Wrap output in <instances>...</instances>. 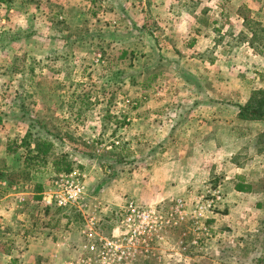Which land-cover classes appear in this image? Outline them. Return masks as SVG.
Here are the masks:
<instances>
[{
	"label": "rangeland",
	"instance_id": "374dc122",
	"mask_svg": "<svg viewBox=\"0 0 264 264\" xmlns=\"http://www.w3.org/2000/svg\"><path fill=\"white\" fill-rule=\"evenodd\" d=\"M261 1V5L248 4L250 9H234L230 0L0 3V144L17 150L22 136L29 129L35 132L32 126L38 123L61 140L54 157L71 164L66 173L83 176L82 204L90 200L93 190L106 189L105 195L109 194L84 215H73L72 227L82 245L71 264L85 256L80 230L88 214H98L99 232L106 236L115 230V214L126 201L166 211L179 199L143 204L133 199V189L146 190L149 170L163 162L165 153L170 160L179 149H189L188 140L178 139L184 138L181 134L194 135L191 121L200 110L236 108L240 104L235 100L245 97L244 93L250 96L264 90V17L250 18L249 14L259 6L264 9ZM237 14L248 17L246 32L239 33ZM213 40L216 44L209 46ZM200 44L201 51L196 50ZM200 55L207 63H197ZM210 58L219 63L209 66ZM223 70L235 74L236 81L207 79ZM227 91L235 96L227 97ZM163 122L170 126L168 144L151 139ZM31 164L26 167L24 162L16 182L0 177V202L9 190L24 188L26 172H43L39 180L50 182L42 195L50 188L51 163ZM251 180L256 190L264 191L262 172ZM207 189L220 190L214 181L190 185L180 197L186 204V222L154 242L148 252L121 264H191L190 258L197 256L216 264H255L252 258L260 250L250 242L257 230H264V209L256 210L253 201L231 206L220 191L222 202L199 216L198 208L210 200ZM53 209L54 215L65 213ZM195 216L209 229V236L192 232ZM247 226L251 231L243 234ZM195 240L196 245L192 244Z\"/></svg>",
	"mask_w": 264,
	"mask_h": 264
},
{
	"label": "crops",
	"instance_id": "0c3cea01",
	"mask_svg": "<svg viewBox=\"0 0 264 264\" xmlns=\"http://www.w3.org/2000/svg\"><path fill=\"white\" fill-rule=\"evenodd\" d=\"M230 1L234 9L241 6L250 9L248 4L254 6V3L261 5L262 2L261 0ZM249 14L250 18H262L264 9L259 6L256 13L251 10ZM236 16L241 21L242 30L239 33L246 32L248 17L241 14ZM211 25L213 31L217 32L214 28L216 22H212ZM261 27L264 29V26ZM249 42L247 41L245 44L248 45ZM215 44L216 41L213 40L208 45L214 46ZM208 45L205 46L209 48ZM202 46L201 44L197 45L195 49L201 51ZM196 59L200 65L208 61L207 59L203 60L202 55ZM218 63L214 58L209 59L211 67ZM215 75H208L207 79L209 81L220 79L236 81V75L225 72V70L221 74L217 71ZM230 92H226L227 97L235 96L234 94L230 95ZM215 94L217 92L213 91L212 95L217 97ZM243 95L245 97H241L239 101L235 100V103L243 105L249 93ZM209 109L200 110V114L194 116L191 121V125L196 127L194 135L188 134L187 136L192 137L191 139H188L186 134H181L184 138L179 137V141L188 140L186 146L189 149L186 152H184L186 148L183 151L179 149L177 157L174 156L170 160L169 154L165 153L162 158L163 162L155 164L149 170L148 181L145 184L146 190L142 193L133 189L135 201L143 204L170 201L184 197L186 190L192 184L214 181V184L220 189L219 191L227 195L228 203H231V206L237 202H240L241 206L242 201H253L252 206L256 210L264 209V191L256 190L254 182L251 180V176L257 172L264 174V121L240 120L237 117L236 108ZM205 113L209 115H205ZM157 129L156 136L151 139H156L157 143L168 144L170 142L169 124L163 122L162 127ZM23 138L24 135L20 143ZM59 144H61V140L58 138L54 141L51 155L48 157L49 162L55 161L54 150ZM26 156V150L25 152L24 150L20 151V147H18L17 150L10 151L5 143H1L0 177L11 178L14 182L20 180ZM50 168L49 171L53 175L52 166ZM42 173L33 175V173L26 172L25 178L27 177L28 181L26 182L25 179L22 181L25 184L24 188L9 190L0 202V264H10L12 260H16L17 264H71L79 256L82 245L78 234L72 227L73 215L77 213L82 215L88 207L90 209L101 204V200L109 195H105L106 189L103 191L93 190V194L91 197L89 196L90 200H85L84 204H82L83 201H80V206L63 210L65 213L62 217L61 214L54 215L55 210L42 203V192L46 186L50 185V182L39 180ZM46 177L48 178V176ZM237 184H241L245 188L250 186L249 191H237L235 189ZM249 230L251 231L250 226L245 227L243 234H247L250 232ZM190 262L191 264H216L211 260L203 261L198 256L190 258Z\"/></svg>",
	"mask_w": 264,
	"mask_h": 264
},
{
	"label": "built area",
	"instance_id": "2783aa9c",
	"mask_svg": "<svg viewBox=\"0 0 264 264\" xmlns=\"http://www.w3.org/2000/svg\"><path fill=\"white\" fill-rule=\"evenodd\" d=\"M83 191V176L75 171L59 174L54 176L50 188L43 193L42 202L50 208L68 210L77 207ZM206 193L210 200L198 208L199 216L201 211L212 212L223 200L219 190L207 189ZM185 206V201L180 198L166 211L128 200L115 214V230L106 236L99 232L101 220L98 214H88L80 230L85 256L74 264H121L137 257L142 251L148 252L154 242L162 240L168 231L179 229L186 222ZM199 216H195L192 232L207 237L209 229L198 222ZM197 243V240L192 242L194 245ZM179 245H183V240L179 241Z\"/></svg>",
	"mask_w": 264,
	"mask_h": 264
},
{
	"label": "trees",
	"instance_id": "16d2710c",
	"mask_svg": "<svg viewBox=\"0 0 264 264\" xmlns=\"http://www.w3.org/2000/svg\"><path fill=\"white\" fill-rule=\"evenodd\" d=\"M2 1L3 0H0V3ZM236 110L237 117L240 120L264 121V90L254 91L244 105L236 106ZM35 127L40 128V130H36ZM32 130L35 132L32 131L33 133H31L29 129L19 146L27 150V157L25 160L26 167H28L30 163H32V167L44 166L47 163H51L54 176L69 172L71 164L65 159L59 161L55 160L53 163L48 161V157L51 155L54 146V141L58 140L57 136L50 134V132L46 131L38 123L32 126ZM249 187L250 186H246L245 188V186L237 184L235 189L239 192H247L249 191ZM262 223L264 224V220H262ZM252 236L254 237V241L250 243H257L260 250L257 256L255 255L252 258V262L255 264H264V230L260 228ZM245 247H248V245H245ZM10 264H17V261L12 260Z\"/></svg>",
	"mask_w": 264,
	"mask_h": 264
}]
</instances>
